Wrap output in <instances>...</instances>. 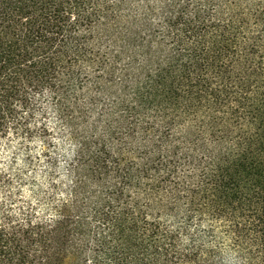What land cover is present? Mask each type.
Wrapping results in <instances>:
<instances>
[{"label": "trees", "instance_id": "obj_1", "mask_svg": "<svg viewBox=\"0 0 264 264\" xmlns=\"http://www.w3.org/2000/svg\"><path fill=\"white\" fill-rule=\"evenodd\" d=\"M209 3L0 0V264H264V6Z\"/></svg>", "mask_w": 264, "mask_h": 264}, {"label": "rangeland", "instance_id": "obj_2", "mask_svg": "<svg viewBox=\"0 0 264 264\" xmlns=\"http://www.w3.org/2000/svg\"><path fill=\"white\" fill-rule=\"evenodd\" d=\"M109 5L113 9L126 13L129 11H142L153 10L159 7H166L174 12L188 13L193 11L197 7L202 6V0H107ZM210 3L206 7H212L218 13L222 15H228L229 13L236 12L239 16L249 17L263 7L264 4L260 3V0H209ZM127 15V14H126ZM252 18L248 24V27H252ZM57 123L55 116L50 114L48 116V125L55 126ZM14 143L10 148H7L4 144H0V166L3 168H17L22 167V155L23 153H14ZM62 150L58 152V161L60 164L64 163L62 156L66 153L67 145H62ZM39 145H33L31 150L38 151Z\"/></svg>", "mask_w": 264, "mask_h": 264}]
</instances>
